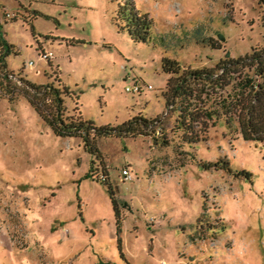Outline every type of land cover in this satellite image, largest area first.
Segmentation results:
<instances>
[{"label": "rangeland", "instance_id": "rangeland-1", "mask_svg": "<svg viewBox=\"0 0 264 264\" xmlns=\"http://www.w3.org/2000/svg\"><path fill=\"white\" fill-rule=\"evenodd\" d=\"M125 1L0 0L14 45L4 57L14 75L0 67V264H264V141L220 118L207 139L184 142L161 68L163 55L213 65L263 44L264 2L132 0L152 20L151 40L137 41L118 26ZM18 77L67 86V109L96 125L160 115L154 137H96L119 224L89 173H102L98 159L80 136L52 130ZM222 155L230 170L201 164Z\"/></svg>", "mask_w": 264, "mask_h": 264}, {"label": "trees", "instance_id": "trees-1", "mask_svg": "<svg viewBox=\"0 0 264 264\" xmlns=\"http://www.w3.org/2000/svg\"><path fill=\"white\" fill-rule=\"evenodd\" d=\"M117 18L119 28L126 30L134 40H151L152 20L147 13L139 12L132 0L119 5ZM262 22L264 24V7ZM13 47L4 38L0 21V67H4L1 72L6 78L9 74L14 75L5 69L4 58ZM47 59L50 62V58ZM161 68L170 74L162 90L166 109L177 111L175 124L182 130L184 142L192 144L207 139L208 127L220 118L228 127L235 125L245 139L264 141V43L252 45L249 51L235 57L219 58L213 65H185L174 57L163 55ZM55 71H59L58 65ZM18 78L24 84L31 103L52 130L61 136H80L84 147L95 157L93 162L98 159L102 175L94 165L89 173L106 185L119 224L121 214L115 189L105 172L103 153L96 137L110 134L154 137V126L159 123L160 115L146 118L138 114L115 125H96L92 120L81 117L78 105L75 106L76 112L67 109L62 96L63 92H68L67 86L60 88ZM201 164L205 169L230 170L229 159L225 155L215 160H202Z\"/></svg>", "mask_w": 264, "mask_h": 264}, {"label": "built area", "instance_id": "built-area-1", "mask_svg": "<svg viewBox=\"0 0 264 264\" xmlns=\"http://www.w3.org/2000/svg\"><path fill=\"white\" fill-rule=\"evenodd\" d=\"M40 55L41 56H44L46 58H51L52 57V53L51 52H47L45 50H41L40 51ZM32 61H29V63H31ZM148 87H150L151 85H147ZM126 89L127 90H132V91H135V90H140L141 89V85L139 83H135L133 85H127L126 86ZM121 174L124 176V178H129L130 177V171H129V168L127 166H123L121 168ZM102 175V174H101Z\"/></svg>", "mask_w": 264, "mask_h": 264}]
</instances>
